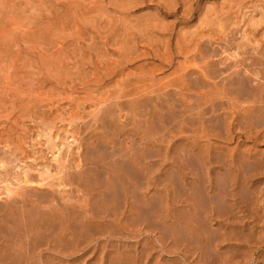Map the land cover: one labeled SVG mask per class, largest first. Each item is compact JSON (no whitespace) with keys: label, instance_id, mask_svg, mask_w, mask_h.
<instances>
[{"label":"rangeland","instance_id":"1","mask_svg":"<svg viewBox=\"0 0 264 264\" xmlns=\"http://www.w3.org/2000/svg\"><path fill=\"white\" fill-rule=\"evenodd\" d=\"M85 1H0V264H264V171L238 185L239 151L253 145L238 139L228 94L241 76L255 82L258 56L241 33L258 12L198 44L209 5L229 0H177L170 17ZM139 17L165 35L136 34ZM261 160H245L247 176Z\"/></svg>","mask_w":264,"mask_h":264},{"label":"bare ground","instance_id":"2","mask_svg":"<svg viewBox=\"0 0 264 264\" xmlns=\"http://www.w3.org/2000/svg\"><path fill=\"white\" fill-rule=\"evenodd\" d=\"M1 1V0H0ZM10 1V0H9ZM15 1V0H14ZM54 1H58V0H54ZM77 1V0H76ZM83 1H85V0H83ZM111 1V0H110ZM115 1V3L113 4L112 2H113V0H112V4H113V6L114 5H116V4H118V3H120V1H123V2H121V5L119 6V7H122V6H129L130 5V8L131 7H137L138 5H140V4H144L145 6H148V4H152V7H153V9H154V11H155V13L156 14H163L165 17H170V16H172V14L169 12V11H171V9H173V8H176L178 5H179V3H177V0H138L137 2H139V3H135V4H133V0L131 1V3H130V1L129 0H114ZM118 1V2H117ZM127 1V2H126ZM129 1V2H128ZM159 1H161L162 3H164V5H166L165 7H171L170 9L168 8H166V9H164V7H163V5L161 6L160 4H159ZM179 1V0H178ZM225 2L227 1V0H224ZM43 2V1H42ZM49 2V1H48ZM63 2H64V0H63ZM65 2H66V0H65ZM72 2H73V0H72ZM87 2H88V0H87ZM124 2H126V3H124ZM180 2H182V3H186L185 5H187V6H191L190 4H193V2H194V0H180ZM1 3V2H0ZM16 3H18V2H16ZM29 3V2H28ZM31 3V2H30ZM40 3V2H39ZM44 3V2H43ZM47 3V2H46ZM46 3H44V4H46ZM52 3H53V1H52ZM78 3V2H77ZM77 3H72V5L71 6H76L77 5ZM85 3H86V1H85ZM90 3V2H89ZM88 3V4H89ZM96 3V2H95ZM124 3V4H123ZM37 4V3H36ZM40 4H42V3H40ZM43 4V5H44ZM50 4V3H49ZM69 4V3H68ZM70 4H71V2H70ZM92 4V3H91ZM107 4V3H106ZM109 4V3H108ZM112 4H109V5H112ZM147 4V5H146ZM184 4H183V6H184ZM223 4H225V5H223ZM12 5V4H11ZM17 5V4H16ZM39 5V4H38ZM119 5V4H118ZM132 5V6H131ZM182 4L180 3V6H181ZM82 6V5H81ZM81 6H79V7H81ZM87 6V5H86ZM85 6V7H86ZM183 6H182V8H183ZM18 7V6H17ZM50 7V6H49ZM48 7V8H49ZM68 7H70V6H68ZM94 7V6H93ZM116 7V6H115ZM141 7V6H140ZM186 7V6H185ZM207 7V6H206ZM0 8H1V6H0ZM4 8V7H3ZM9 8L10 9H12L11 8V6H9ZM38 8H39V6H38ZM72 8V7H71ZM97 8V7H96ZM103 8V7H102ZM105 8V7H104ZM118 8V7H117ZM122 8H124V7H122ZM122 8H120V10H122ZM126 8V7H125ZM132 8V9H133ZM181 8V9H182ZM208 8V7H207ZM248 8H252L253 10H254V12L255 11H257L258 12V16H256V18H255V16H253V17H250L249 18V21L248 22H250V21H252V24L251 25H249L251 28L249 29V31L248 30H245V31H243V33H241V35L243 36V38H245L246 39V42L247 43H249V42H251V44H252V47H253V49L255 50V52H253V53H255L257 56H258V58H257V60H256V69L254 70V72H253V76L252 77H254L253 79H255V82L253 83V84H251L250 83V80L251 79H249V78H244L243 76H241V80H238L239 82L235 85V86H231V87H233L232 89H230V92L228 93V92H226V93H228V94H230L231 95V99H233V100H236L238 103H239V106H238V113L236 114L237 116V119H238V121L237 122H241L242 124H244V122L246 123V124H244L243 126V128H242V126H241V123H240V127L242 128H239V133H238V139L240 140V142L243 144V141H248V142H250L252 145H253V147H251V148H248V149H246L245 148V150L243 149V151L242 152H240L239 151V163L237 162V166H238V173H237V175H236V178H237V182L239 183L238 185H240L241 186V188H243V187H245L246 186V184H248L249 185V183L251 184V183H253V180L256 178H258V177H260V175L261 174H263V171L264 170H262L263 168H261V169H259V170H257V171H255L253 174L251 173V176H247L248 174L247 173H245V171H244V169H243V167H244V162H245V160L247 159H253V162H257V160H259V161H262L261 159H263L264 158V154H262L261 155V157L260 158H256V156H257V151H256V147H261V146H264V0H229V2H227V4L226 3H224V2H221V5H216V3H215V1L213 2V3H211V5H209V8L205 11V13H204V17H203V19L201 20V18H200V21L201 22H199V26L197 27V29L198 28H201L200 30L201 31H203V30H205V28H207V29H210V30H207V31H204V32H202V33H199L198 31H196V30H194V31H196L195 32V37H197V41L195 40V42H199V40H201V39H203L204 37H209L210 36V32H212V33H215V35H217V34H220V35H223L225 32H226V30L224 29L225 28V24L227 23V21L230 19V20H232L233 19V21L234 20H238V19H244L245 18V13L246 14H248L247 12H245ZM32 9V8H31ZM37 9V8H36ZM92 9V8H91ZM252 9H250V10H252ZM14 10V9H13ZM33 10V9H32ZM74 11H75V8L73 9ZM77 10H78V8H77ZM79 10H82V9H80L79 8ZM128 10H129V8H128ZM169 10V11H168ZM1 11V10H0ZM84 11V10H83ZM83 11H82V13H83ZM88 11V10H87ZM92 11H93V9H92ZM118 11H119V9H118ZM125 11L127 12V10L125 9ZM177 11V10H176ZM186 11V10H185ZM248 11H249V9H248ZM14 12H16V11H14ZM39 12V11H38ZM37 12V13H38ZM44 12V11H43ZM46 12H47V10H46ZM72 12V11H71ZM76 12V11H75ZM85 12V11H84ZM104 12V11H103ZM120 12H123V11H120ZM251 12H253V11H251ZM11 13V12H10ZM10 13H9V15H10ZM85 13H87V12H85ZM89 13H91L90 11H89ZM93 14L94 13H96V12H92ZM92 13L90 14V16L92 15ZM154 13V12H153ZM155 13L153 14V16L155 17V20L156 19H158V18H156V16H155ZM16 14V13H15ZM146 14V13H145ZM251 14V13H250ZM255 14H257L256 12H255ZM254 14V15H255ZM1 15V14H0ZM3 15V14H2ZM24 15V14H23ZM31 15V14H30ZM95 16H96V14H94ZM99 15V14H98ZM140 15V14H139ZM138 15V16H139ZM150 15V14H149ZM102 16V15H101ZM123 16V15H122ZM135 16V15H134ZM141 17H144V15L142 16V14L140 15ZM232 16V17H231ZM1 17V16H0ZM5 17V16H4ZM3 17V18H4ZM23 17H25V16H23ZM74 17V16H73ZM83 17H84V19H87V18H85L86 17V14H85V16H84V14H83ZM103 17H105V16H103ZM124 17V16H123ZM127 17V16H126ZM128 17H130V16H128ZM141 17H139L140 19H141V21H140V19H138V21L139 22H137L136 23V21L134 22L133 20V22H131L132 24H133V26H135V32H136V34H137V32L138 33H142V32H150L151 34H153V35H155V34H157V36L158 37H160V36H162L164 33H162V32H156V30L155 29H158L157 27L158 26H160V24L158 25V26H156V25H152V24H154V23H150L147 19H145V18H141ZM146 17V16H145ZM151 17V16H150ZM154 17H153V19H154ZM201 17V16H200ZM7 18V17H6ZM94 18V17H93ZM99 18V17H98ZM97 18V19H98ZM136 18V17H135ZM135 18L133 17V19L135 20ZM2 19V18H1ZM5 19V18H4ZM23 19H25V18H23ZM32 19V18H31ZM125 19V18H124ZM127 19H130V18H127ZM132 19V18H131ZM142 19H144V20H142ZM162 19V18H161ZM242 19H241V21H242ZM246 19H248V16H247V18ZM255 19V20H254ZM7 20H9V19H7ZM11 20V19H10ZM13 20V19H12ZM102 20V19H101ZM117 20V19H116ZM137 20V19H136ZM2 21V20H1ZM14 21H16V18H15V20ZM22 21V20H21ZM59 21V20H58ZM78 21V20H77ZM82 21V20H81ZM86 21H88V20H86ZM125 21V20H124ZM123 21V22H124ZM129 21V20H128ZM157 21V20H156ZM155 21V22H156ZM17 22V21H16ZM16 22H13V23H15L16 24ZM36 22V21H35ZM126 22V21H125ZM159 22L161 23H163V21L162 20H159ZM159 22H157V23H159ZM197 22H198V20H197ZM230 22V21H229ZM5 23V22H4ZM9 23V22H8ZM8 23H6V24H8ZM243 23V22H242ZM2 24V23H1ZM35 24V23H34ZM53 24V23H52ZM52 24H51V26H52ZM135 24V25H134ZM156 24V23H155ZM165 24V23H164ZM164 24H163V26H164ZM168 24V23H167ZM245 24H246V22H245ZM249 24V23H248ZM13 25V24H12ZM36 25V24H35ZM50 25V24H49ZM77 25V24H76ZM114 25V24H113ZM120 25V24H119ZM129 25V24H128ZM131 25V24H130ZM247 25V24H246ZM2 26V25H1ZM9 26V25H8ZM11 26V25H10ZM14 26V25H13ZM16 26V25H15ZM19 26V25H18ZM31 26V25H30ZM81 27H82V25H80ZM84 26V25H83ZM133 26L131 25L130 26V29L132 28L133 29ZM228 26H230V25H228ZM249 26H247V27H249ZM20 27V26H19ZM29 27V26H28ZM38 27V26H37ZM49 27V26H48ZM62 27V26H61ZM161 27V26H160ZM211 27V28H210ZM14 28V27H13ZM24 28V27H23ZM51 28V27H50ZM49 28V29H50ZM66 28V27H65ZM83 28V27H82ZM164 28V27H163ZM3 29V28H2ZM7 29H8V27H7ZM86 29H87V27H86ZM97 29H98V27H97ZM110 29H112V28H110ZM162 29V28H161ZM189 29V28H188ZM191 29H193V28H191ZM195 29H196V27H195ZM229 29V28H228ZM247 29V28H246ZM10 30V29H9ZM9 30H7V31H9ZM125 30V29H124ZM129 30V29H128ZM159 30V29H158ZM163 30V29H162ZM11 31V30H10ZM47 31V30H46ZM45 31V32H46ZM49 31V30H48ZM51 31H53V30H51ZM81 31V30H80ZM165 31V30H164ZM184 31V30H183ZM193 31V30H192ZM193 31V32H194ZM210 31V32H209ZM228 31V30H227ZM248 31V32H247ZM2 32H3V30H2ZM79 32V31H78ZM86 32H88L87 30H86ZM132 32H133V30H132ZM207 33V34H204V33ZM209 32V33H208ZM167 33H169V32H167ZM184 33V32H183ZM2 34V33H1ZM90 34V33H89ZM94 34V33H93ZM143 34V33H142ZM15 35V34H14ZM125 35V34H124ZM128 35V34H127ZM126 35V38L128 37V36H131V35H128L127 36ZM133 35H135V34H133ZM148 35V34H147ZM146 35V36H147ZM165 35V34H164ZM181 35H183V34H181ZM187 37V40L189 41V39H188V37L190 38V36H191V33L189 34H185ZM212 35V34H211ZM219 35V36H220ZM42 36V35H41ZM123 36V35H122ZM140 36H142L141 34H140ZM146 36H142V37H144V38H146ZM156 36V37H157ZM192 36H193V34H192ZM89 37V36H88ZM149 37H151V36H148V38ZM155 37V36H154ZM194 37V36H193ZM90 38V37H89ZM130 38V37H129ZM131 38H133V37H131ZM147 38V39H148ZM161 38V37H160ZM159 38V39H160ZM183 38V37H182ZM5 39V38H4ZM8 39H10V38H8ZM123 39H125V38H123ZM134 39H135V37H134ZM152 39H153V37H152ZM185 39V37L183 38V40ZM16 40V39H15ZM76 40V39H75ZM91 40V39H90ZM120 40V39H119ZM130 40V39H129ZM154 40V39H153ZM24 41V40H23ZM27 41H28V39H27ZM114 41V40H113ZM122 41V40H121ZM132 39L129 41L130 43H132ZM146 41V40H145ZM148 41V40H147ZM162 41V40H161ZM187 41V42H188ZM193 41V40H192ZM237 41V40H236ZM2 41H1V38H0V43H1ZM4 42H6V41H4ZM29 42V41H28ZM128 42V43H129ZM159 42V41H158ZM186 42V43H187ZM210 42V41H209ZM15 43V42H14ZM127 43V41L124 43V44H126ZM127 43V44H128ZM129 43V44H130ZM134 43H136V42H134ZM144 43V42H143ZM142 43V44H143ZM156 43V42H155ZM189 43V42H188ZM3 45L5 44V43H2ZM128 44V47H130V46H132L133 47V45L131 44V45H129ZM137 44V43H136ZM147 44V43H146ZM190 44H192V43H190ZM199 44V43H198ZM3 45H0V46H3ZM78 45V44H77ZM237 45V44H236ZM250 45V44H249ZM254 45V46H253ZM4 46H6V45H4ZM3 46V47H4ZM9 46V45H8ZM12 46H14V45H12ZM116 46V45H115ZM125 46V45H124ZM149 46V45H148ZM179 46V45H178ZM235 46V45H234ZM3 47H2V49H3ZM9 47H11V45L9 46ZM119 47V46H118ZM237 47V48H236ZM235 47V49L236 50H243L245 47H246V44H244V42L243 43H240V44H238L237 46ZM5 48V47H4ZM6 48H7V46H6ZM186 48V47H185ZM247 48V47H246ZM129 49H131V47L129 48ZM10 50H11V48H10ZM153 50V49H152ZM151 50V51H152ZM155 50V49H154ZM245 50V49H244ZM243 50V51H244ZM8 51V50H7ZM128 51V50H127ZM136 51V50H135ZM150 51V52H151ZM178 51V50H177ZM181 51V50H180ZM242 51V52H243ZM9 52V51H8ZM121 52H123V50L121 51ZM129 52V51H128ZM137 52V51H136ZM236 52V51H235ZM1 53V52H0ZM3 53V52H2ZM133 53V52H132ZM4 54V53H3ZM5 54H6V52H5ZM135 54V53H134ZM254 54V55H255ZM7 55H8V53H7ZM130 55V54H129ZM155 55H156V52H155ZM236 55V54H235ZM237 56V55H236ZM236 56H234V58L236 57ZM4 57V56H3ZM2 57V58H3ZM155 57V56H154ZM61 58H63V57H61ZM67 58V57H66ZM152 58V57H151ZM256 59V58H255ZM1 60V59H0ZM3 60H4V58H3ZM6 61V60H5ZM67 61H69V60H67ZM75 61V60H74ZM163 61V60H162ZM223 61V60H222ZM251 61V60H250ZM191 62V61H190ZM52 63V62H51ZM58 63V62H57ZM77 64H78V62H76ZM189 63V62H188ZM217 63V62H216ZM53 64H55V63H53ZM52 64V65H53ZM69 64V63H68ZM224 64V63H223ZM252 64H253V62H252ZM251 64V65H252ZM58 65V64H57ZM74 65V64H73ZM225 66V65H224ZM227 66V65H226ZM62 67V66H61ZM63 67H64V65H63ZM56 68V67H55ZM67 68V67H66ZM225 68V67H224ZM62 69V68H61ZM60 69V70H61ZM74 69V68H73ZM190 69V68H189ZM212 69V68H211ZM63 70V69H62ZM67 70V69H66ZM186 71V70H185ZM194 72V71H193ZM174 73V72H173ZM172 73V74H173ZM214 75V74H213ZM232 75V74H231ZM236 75V74H235ZM239 75V74H238ZM188 77V76H187ZM246 77V76H245ZM233 78V77H232ZM208 79V78H207ZM234 79V78H233ZM178 80H180V79H178ZM196 81V80H195ZM232 81V80H231ZM234 83H236L235 81H234ZM233 84V83H232ZM196 86V85H195ZM229 86V85H228ZM192 87V86H191ZM225 89V88H224ZM139 90V89H138ZM190 90V89H189ZM212 90V89H211ZM219 92V91H218ZM222 92V91H221ZM217 93V92H216ZM223 93V92H222ZM225 93V94H226ZM166 94V93H165ZM224 94V93H223ZM186 96V95H185ZM229 97V96H228ZM229 99V98H228ZM202 101V100H201ZM231 101V100H230ZM176 102V101H175ZM204 102V101H203ZM206 103V102H205ZM137 104V103H136ZM176 104V103H175ZM139 105V104H138ZM154 105V104H153ZM136 106V105H135ZM143 106V105H142ZM21 107H24V106H22V104H21ZM27 107V106H26ZM173 107V106H172ZM133 108V107H132ZM230 108V107H229ZM22 109V108H21ZM176 109V108H175ZM237 110V109H236ZM235 110V111H236ZM21 111V110H20ZM27 111H29V110H27ZM27 111H25V112H27ZM135 111V110H134ZM156 111V110H155ZM154 112V111H153ZM172 113V112H171ZM214 113V112H213ZM133 114V113H132ZM234 114V113H233ZM232 114V115H233ZM153 115L155 116L156 115V112H155V114L153 113ZM231 115V116H232ZM146 116V115H145ZM149 116V115H148ZM228 116V115H227ZM231 116H230V119L232 120V118H231ZM138 117V116H137ZM136 117V119H138ZM155 117H157V116H155ZM154 117V118H155ZM149 119V118H148ZM230 119L228 120L227 119V121L229 122L230 121ZM156 120V119H155ZM227 121H225L226 123H228ZM111 122V121H110ZM159 122V121H158ZM232 122H234V121H232ZM113 123V122H112ZM230 123V122H229ZM229 123H228V125H229ZM152 124V123H151ZM225 124V123H224ZM224 124H222V125H224ZM147 125V124H146ZM233 125V124H232ZM225 126V125H224ZM148 127H149V125H148ZM153 127V126H152ZM239 127V126H238ZM224 128V127H223ZM229 128V127H228ZM237 128V127H236ZM149 130V129H148ZM224 130H225V128H224ZM229 130V129H228ZM233 130V129H232ZM225 131H227V130H225ZM234 131H236L235 129H234ZM228 132V131H227ZM69 133V132H68ZM150 133V132H149ZM227 134V133H226ZM65 137V136H64ZM57 138H60V137H57ZM50 139V138H49ZM48 139V140H49ZM52 139H54V138H52ZM62 139V138H61ZM4 140H6V139H4ZM59 140V139H58ZM62 141V140H61ZM60 141V142H61ZM2 142V141H1ZM47 142H50V141H47ZM54 142V141H53ZM239 142V143H240ZM55 143V142H54ZM247 143V142H246ZM4 144H6V141H5V143ZM51 144V143H50ZM58 145V144H57ZM56 144L54 145V147L56 146V154L57 155H55L54 154V161H56L57 160V158L59 157V152H60V149H61V146H60V148L57 146ZM61 145V144H60ZM255 145V146H254ZM4 147V146H3ZM239 147V146H238ZM261 153H264V152H261ZM260 152H259V154H261ZM230 154V153H229ZM143 155V154H142ZM61 156V155H60ZM147 156V155H146ZM51 157V156H50ZM97 157V156H96ZM51 158V159H52ZM133 158V157H132ZM145 158V157H144ZM228 158H230V157H228ZM232 158V157H231ZM227 159V158H226ZM60 160V159H59ZM151 160V159H150ZM52 161V160H51ZM100 161V160H99ZM9 162V161H8ZM7 162V163H8ZM1 163V162H0ZM12 163V162H11ZM116 163V162H115ZM136 163H138V162H136ZM140 163V162H139ZM251 163V162H250ZM141 164V163H140ZM227 164V163H226ZM239 164V165H238ZM260 164V163H259ZM261 164H263V162H261ZM260 164V165H261ZM137 165H139V164H137ZM247 165V164H246ZM256 165V164H255ZM135 166V165H134ZM140 166V165H139ZM230 166V165H229ZM237 166H235V167H237ZM245 167H247V166H245ZM258 167V166H257ZM113 168V167H112ZM249 168H250V166H249ZM22 169V168H21ZM5 170V169H4ZM26 170V169H25ZM49 170V169H48ZM47 170V172H49ZM119 170V169H118ZM181 170V169H180ZM184 170V169H183ZM22 171H24V170H21V172ZM27 171V170H26ZM26 171L25 172H23L25 175L24 176H26V175H28L27 173H26ZM250 171H251V169H250ZM123 172V171H122ZM6 173V172H5ZM8 173H10V172H8ZM46 173V172H45ZM19 174H20V172H19ZM138 174V173H137ZM10 175V174H9ZM18 175V174H17ZM120 176V175H119ZM118 176V177H119ZM235 176V175H234ZM7 177V176H6ZM5 177V178H6ZM20 177H21V175H20ZM27 177V176H26ZM128 177V176H127ZM28 178V177H27ZM233 178V177H232ZM236 178H235V181H236ZM24 179H25V177H24ZM29 179V178H28ZM6 180V179H5ZM8 180V179H7ZM13 180V179H12ZM22 180H23V177H22ZM21 180V181H22ZM26 180V179H25ZM130 180H131V178H130ZM3 181V180H2ZM118 181V180H117ZM132 181V180H131ZM234 182V181H233ZM8 183V182H7ZM16 183V182H15ZM21 183V182H20ZM24 183L25 184H27L26 183V181H24ZM125 183V182H124ZM210 183V182H209ZM230 183V182H229ZM258 183V182H257ZM1 184V183H0ZM5 184V183H4ZM18 184H19V182H18ZM255 184V183H254ZM20 185V184H19ZM24 185V184H23ZM29 185V184H28ZM199 185V184H198ZM235 185V184H234ZM233 185V186H234ZM248 185H247V187H248ZM9 186V185H8ZM41 186V185H40ZM21 187V186H20ZM176 187V186H175ZM246 187V188H247ZM4 188V187H3ZM2 188V189H3ZM24 188H26V187H24ZM199 188V187H198ZM197 188V189H198ZM228 188H230V187H228ZM253 188V187H252ZM11 189V188H10ZM30 189V188H29ZM5 190V189H4ZM12 190V189H11ZM21 190V189H20ZM104 190V189H103ZM139 190V189H138ZM140 190H141V188H140ZM232 190V189H231ZM23 191V190H22ZM131 191V190H130ZM5 192H8V194H9V192H11L10 190H9V188L8 189H6V191ZM40 192V191H39ZM105 192V191H104ZM140 192V191H139ZM251 192V191H250ZM134 193V192H133ZM241 193V192H240ZM4 194V193H3ZM7 194V193H6ZM125 194V193H124ZM123 194V195H124ZM130 194V193H129ZM228 194H229V192H228ZM228 194H226L227 195V197H228ZM250 195H251V193H249ZM253 194V193H252ZM11 195H12V193H11ZM14 195H15V193H14ZM21 195V194H20ZM107 195V194H106ZM127 195V194H126ZM140 195V194H139ZM13 196V195H12ZM143 196V195H142ZM192 196V195H191ZM223 196V195H222ZM233 196V195H232ZM253 196V195H252ZM182 197V196H181ZM185 197V196H184ZM227 197H225V198H227ZM229 197H231V196H229ZM246 197V196H245ZM250 197V196H249ZM1 198V197H0ZM19 198V197H18ZM130 198V197H129ZM222 198V197H221ZM232 198H234V197H232ZM239 198V197H238ZM247 198H248V196H247ZM11 200V199H10ZM192 200V199H191ZM190 200V201H191ZM235 200H236V197H235ZM240 201H241V203L242 204H244V203H246L244 200H243V202H242V200L241 199H239ZM251 200V199H250ZM5 201V200H4ZM23 201H25V200H23ZM226 201H227V199H226ZM19 202H20V200H19ZM105 202V201H104ZM127 202H128V200H127ZM135 202V201H134ZM195 202V201H194ZM199 202H200V200H199ZM251 202V201H250ZM253 202V201H252ZM14 203H16L15 201H14ZM23 203V202H22ZM136 203V202H135ZM135 203H134V205H135ZM176 203V202H175ZM174 203V204H175ZM180 203V202H179ZM192 203H193V201H192ZM226 203V202H225ZM17 204V203H16ZM101 204V203H100ZM105 204V203H104ZM113 204V203H112ZM137 204H139V203H137ZM228 204H230V203H228ZM247 204H248V202H247ZM140 205H142V204H140ZM139 205V206H140ZM177 205V204H176ZM182 205V204H181ZM212 205V204H211ZM210 205V206H211ZM240 205V204H239ZM13 206V205H12ZM18 206V205H17ZM21 206V205H20ZM106 206V205H105ZM109 206V205H108ZM137 207L135 208V210H134V212L138 215L139 213H141V206H140V208L138 207V205H136ZM194 205L192 204V207H193ZM195 208H196V206H194ZM194 207H193V209H194ZM203 207V206H202ZM201 207V208H202ZM231 207V206H230ZM229 207V208H230ZM7 208H10V207H7ZM198 208V207H197ZM213 208V207H212ZM221 208V207H220ZM229 208H227V209H229ZM246 208V207H245ZM106 209V208H105ZM180 209V208H179ZM192 209V208H191ZM200 209V208H199ZM199 209H197V210H199ZM202 209H204V208H202ZM10 210V209H9ZM12 210V209H11ZM19 210V209H18ZM23 210V209H22ZM196 210V211H197ZM212 210V209H211ZM216 210V209H215ZM229 210H231V209H229ZM241 210L243 211L244 210V208H243V205H242V207H241ZM248 210H249V208H248ZM1 211V210H0ZM25 211H27V210H25ZM202 211V210H201ZM204 211V210H203ZM12 212V211H11ZM102 212V211H101ZM115 212V211H114ZM130 212H131V210H130ZM213 212H215L214 210H213ZM229 211L227 210V213H228ZM246 212V211H245ZM244 212V213H245ZM10 213V212H9ZM21 213V212H20ZM190 213V212H189ZM193 213H194V210H193ZM199 213V212H198ZM203 213V212H202ZM13 214V213H12ZM23 214H24V211H23ZM107 214V213H106ZM113 214H115V213H113ZM209 214V213H208ZM10 215V214H9ZM101 215V214H100ZM105 215V214H104ZM104 215H102V216H104ZM203 215H205V214H203ZM12 216V215H11ZM22 216H24L25 217V214L24 215H22ZM1 217V216H0ZM6 217V216H5ZM20 217H21V215H20ZM23 217V218H24ZM108 217V216H107ZM115 217V216H114ZM84 218V217H83ZM106 218V217H105ZM109 218V217H108ZM136 218V217H135ZM195 218V217H194ZM57 219V218H56ZM183 219V218H182ZM5 220V219H4ZM7 221V220H6ZM5 221V222H6ZM227 221V220H226ZM38 222H39V220H38ZM82 222V221H81ZM183 222V221H182ZM228 222V221H227ZM8 223H9V221H8ZM21 223V222H20ZM19 223V224H20ZM84 223V222H83ZM190 223H192V222H190ZM189 223V224H190ZM3 224V223H2ZM21 224H23V222L21 223ZM87 224V223H86ZM188 224V223H187ZM188 224V225H189ZM81 225V224H80ZM130 225V224H129ZM187 225V226H188ZM194 225V224H193ZM35 226V225H34ZM66 226V225H65ZM85 226H87V225H85ZM186 226V225H185ZM195 226V225H194ZM82 227V226H81ZM184 227V226H183ZM199 227H200V225H199ZM195 228H197L196 226H195ZM202 228V227H201ZM247 228H249V227H247ZM6 229V228H5ZM189 229V228H188ZM198 230V229H197ZM185 231V230H184ZM189 232H191V231H189ZM193 235V234H192ZM198 237V236H197ZM206 237V236H205Z\"/></svg>","mask_w":264,"mask_h":264}]
</instances>
